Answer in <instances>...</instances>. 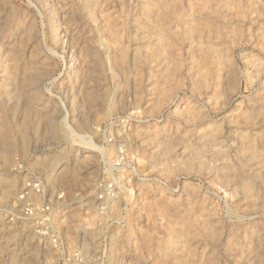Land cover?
<instances>
[{"label":"rangeland","instance_id":"rangeland-1","mask_svg":"<svg viewBox=\"0 0 264 264\" xmlns=\"http://www.w3.org/2000/svg\"><path fill=\"white\" fill-rule=\"evenodd\" d=\"M0 264H264V0H0Z\"/></svg>","mask_w":264,"mask_h":264},{"label":"built area","instance_id":"built-area-1","mask_svg":"<svg viewBox=\"0 0 264 264\" xmlns=\"http://www.w3.org/2000/svg\"><path fill=\"white\" fill-rule=\"evenodd\" d=\"M43 187L41 186V185H34V186H32V188H30L29 190H27L26 189V191H24V195H20V197H19V200L20 201H22L23 199H24V197H25V195H27V199H28V201H30L31 203L32 202H34L35 203V205H36V207H38V206H40V207H42V202H43V200H42V195H43ZM109 200H113V198H111V199H109ZM108 200V201H109ZM33 203V204H34ZM42 204V205H41ZM14 209H16L19 213L21 212V210H20V206L19 207H14ZM107 211V210H106ZM27 216H28V218H23V216H21V218L24 220V219H30V216L27 214V212L25 213ZM19 220H21V219H18L17 220V223L19 224V223H23V222H21V221H19Z\"/></svg>","mask_w":264,"mask_h":264},{"label":"bare ground","instance_id":"bare-ground-1","mask_svg":"<svg viewBox=\"0 0 264 264\" xmlns=\"http://www.w3.org/2000/svg\"><path fill=\"white\" fill-rule=\"evenodd\" d=\"M49 179V178H48ZM112 201V200H111ZM116 203H117V200H114L113 202H112V206H115L116 205ZM31 237V236H30ZM27 238H29V237H27ZM34 238V237H33ZM29 240V239H28ZM33 240V239H32ZM35 246H37V245H35ZM39 246V245H38ZM34 247V246H33ZM30 251V250H29ZM38 255V253H37V250L35 249V250H33L32 252H30L29 253V257H32V258H35V257H38L37 256ZM30 259V258H29Z\"/></svg>","mask_w":264,"mask_h":264}]
</instances>
